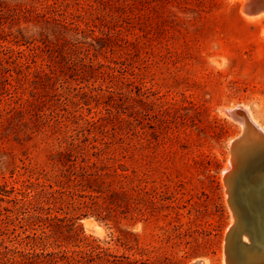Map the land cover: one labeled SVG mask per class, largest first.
Instances as JSON below:
<instances>
[{
	"label": "rangeland",
	"instance_id": "374dc122",
	"mask_svg": "<svg viewBox=\"0 0 264 264\" xmlns=\"http://www.w3.org/2000/svg\"><path fill=\"white\" fill-rule=\"evenodd\" d=\"M245 7L0 0V264L48 252L57 264H97L83 254L96 246L115 255L110 264L225 263L221 169L242 125L224 111L243 108L264 131V13ZM67 150L76 168L109 174L104 190L127 176L144 214L65 220L36 243L43 235L19 200L27 182L58 174ZM89 217L102 236L85 228Z\"/></svg>",
	"mask_w": 264,
	"mask_h": 264
},
{
	"label": "trees",
	"instance_id": "16d2710c",
	"mask_svg": "<svg viewBox=\"0 0 264 264\" xmlns=\"http://www.w3.org/2000/svg\"><path fill=\"white\" fill-rule=\"evenodd\" d=\"M64 153V159L58 157L55 163L53 162L58 167V174L52 178L38 176L35 181L27 182L22 193L23 198L19 200L25 209L23 212L28 213L27 225L33 229L41 230L43 235L37 237L36 243L42 244L45 239L52 237L54 230L61 227L59 223H63L65 220L72 224L80 216L90 215L103 222H118L119 217L121 215L125 217L130 208L144 214L138 206L137 196L132 193L136 192V189L134 185H131L132 182L127 183V176H122L124 181L119 184L118 190L111 188L104 190L100 184L104 183L109 174L101 172V168L94 171H87L84 166L76 168L75 163L71 162L74 153L71 150ZM108 186L110 187V185ZM57 203L71 209L69 217L51 215V205L55 206ZM47 228L50 230L49 234L45 231ZM83 254L91 256L93 261H97V264L102 261L110 264L112 261L110 258L115 257L108 252V249L100 246ZM52 255L53 253L49 252L45 254L29 253L26 255V259L29 264H57L59 260L47 258ZM70 258L75 263L80 262L74 257ZM66 260L67 263H71L70 259L66 258Z\"/></svg>",
	"mask_w": 264,
	"mask_h": 264
},
{
	"label": "bare ground",
	"instance_id": "6f19581e",
	"mask_svg": "<svg viewBox=\"0 0 264 264\" xmlns=\"http://www.w3.org/2000/svg\"><path fill=\"white\" fill-rule=\"evenodd\" d=\"M253 1L245 0V10H249V5ZM258 12L254 15H249L251 13L250 11L247 15L256 16L264 13V11ZM240 109H242V112H239L235 118L229 115L237 123L239 122L242 125V139L236 141V149L240 147L235 152L233 150L230 151V156L224 168L221 169V176L224 181L223 184L225 185L223 187H225V195L231 209L230 215L232 216V221L228 225V228L234 224L235 218L233 211L235 210L239 217V228L245 229V232L240 235L239 239L244 243L255 241L264 243V228L262 227V223H264V153L252 155L261 150V147H264V131L255 125V122L252 121L253 119L248 117L243 108ZM225 112L227 113V111ZM234 142L232 141L230 143L231 148ZM82 221L85 228H93V233L99 236L103 235L104 227L99 221L92 217L84 218ZM225 231H228V229ZM224 242V246L226 247L229 241L226 243L225 240ZM234 250L236 251V249ZM257 254V252L252 254L250 252L238 259V255H235V252L233 253L238 264H264V258L258 260V256H255ZM224 258V264H237L236 261L233 262L230 259L226 262Z\"/></svg>",
	"mask_w": 264,
	"mask_h": 264
},
{
	"label": "water",
	"instance_id": "95a60500",
	"mask_svg": "<svg viewBox=\"0 0 264 264\" xmlns=\"http://www.w3.org/2000/svg\"><path fill=\"white\" fill-rule=\"evenodd\" d=\"M262 7L264 8V0H254L253 3L251 5H249V11H251V12L259 11ZM239 112H242V109L235 108V109L227 110V114L233 118H235V116ZM242 135L243 134L241 133L237 138H235L233 140L235 142H234L232 148H230L231 150H233V152H235L239 149L240 146L236 149V147H237L236 141H238L239 139H242ZM260 149L261 150L255 152L252 155L264 153V147H261ZM233 213H234V218H235L234 224L228 228V231L225 235L226 243L229 241L228 245L224 248V254H225L226 262H228L229 259H230V261L234 262V261H236L235 255H238L237 258L240 259V258H242V256H244L250 252H251V254L254 252H257L258 254L255 256L256 257L258 256V260H260L261 258H264V243H260L259 241H255V242H251V243H244L241 239H239L240 235L245 232V229L239 228V226H238L239 225L238 214L235 210L233 211ZM259 221H260V223H262L261 220H259ZM262 225H263L262 227L264 228V223H262ZM234 249H236V251ZM234 252H235V255H233ZM232 255H233V257H232ZM199 263H200V261L196 260V262L194 264H199ZM237 264H238V262H237Z\"/></svg>",
	"mask_w": 264,
	"mask_h": 264
}]
</instances>
